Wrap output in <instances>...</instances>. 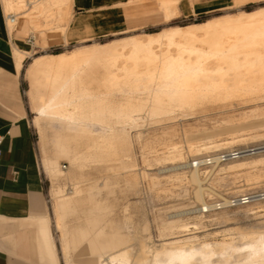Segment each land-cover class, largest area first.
Returning <instances> with one entry per match:
<instances>
[{"label":"bare ground","instance_id":"1","mask_svg":"<svg viewBox=\"0 0 264 264\" xmlns=\"http://www.w3.org/2000/svg\"><path fill=\"white\" fill-rule=\"evenodd\" d=\"M43 1L39 6L42 12L50 14L57 10L59 14L72 0ZM251 1L234 0L237 6ZM14 2L6 0L4 11L12 9ZM165 10L167 20L176 15L173 5L165 6ZM20 15L18 21L22 18ZM7 26L10 31L16 25L7 23ZM26 55L20 51L15 53L19 67ZM28 77L37 114L35 123L40 131L42 121L60 125L54 139V155L45 153L42 160L51 177H56L60 171L58 161L61 157H66L80 168L94 158L93 149L101 150L102 157L122 159L129 154H124L129 143L126 127L134 126L145 112L153 118L169 120L176 112L189 114L206 110L214 104L222 106L235 99L246 103L264 99V11L256 15L242 13L239 16L218 17L201 24L172 27L156 34L86 46L69 54L38 57L30 64ZM256 112L255 115L264 116V109ZM261 122L247 128L264 127V121ZM96 126L101 130L95 131ZM247 128L243 125L229 128L226 134L236 136L230 135L225 141L200 145L192 141L188 153L200 154L244 142V136H237V132H245ZM257 136L260 138L261 135ZM203 139L210 140L211 136H204ZM164 146L163 160L179 163L186 159L185 151L179 145L164 143ZM82 148L85 150L82 151ZM189 166L193 169L190 177L195 186L196 201L204 211L216 208L217 205L205 203V193L222 197L203 187L198 167L192 164L180 167ZM263 167L264 158L251 161L239 159L228 162L221 171L226 174L246 172L249 180H258V176L252 174ZM75 191L76 196L71 198H63L60 188L55 191L57 226L63 233L66 264L79 263L68 258L71 245H76V241L66 231L69 229L65 219L77 207L90 202L81 198L90 189L76 187ZM222 201L221 205L230 204L228 200ZM181 228L182 231L188 229L186 226ZM86 237L87 232H81L80 238L84 240ZM242 237L249 240L243 249H236L225 240L204 243L200 247L181 246L179 242L171 247L164 244L160 251L153 254L150 262L143 255L137 264H264V238ZM244 250L246 253L242 254ZM128 252L126 249L119 250L105 258L99 255L95 264H129ZM235 253L239 254L233 260Z\"/></svg>","mask_w":264,"mask_h":264},{"label":"rangeland","instance_id":"2","mask_svg":"<svg viewBox=\"0 0 264 264\" xmlns=\"http://www.w3.org/2000/svg\"><path fill=\"white\" fill-rule=\"evenodd\" d=\"M0 1L4 6L6 0ZM41 2L44 1L15 0L14 7L5 11L6 15L21 14V17L30 20L34 31L30 30L29 33L37 36L36 48L27 50L29 59L25 62V68H29L34 59L42 56L69 54L82 47L105 45L127 38L156 34L172 27H187L218 17L239 16L242 13L256 15L264 11V1L253 0L243 6H237L234 0H225L223 7L209 14L179 19L173 17L170 20L166 19L165 14L162 23L156 26L83 44L64 45L61 44L63 43L61 37L65 32L63 26L70 18V4L59 14L57 10L49 14L39 9ZM44 33L47 35L42 37ZM28 68L23 78L22 97L35 134L39 165L45 183L46 219L54 239L59 264H66V255L63 251V233L57 226L55 191L58 188L63 191L61 194L63 198L75 197L76 187L91 190L81 195V198L90 202L77 207L76 211L65 219L69 229L66 231H69L76 241V245H71L68 258L79 264H95L99 255L105 258L123 249L129 251V264H137V260L143 255L150 262L153 254L160 251L164 244L171 247L172 244L179 242L181 246L186 244L185 246L200 247L204 243L214 244L225 240L231 242L234 248L243 249L249 241L243 239V235L264 238V167L257 172L258 174H252L258 176V180H249L246 172L239 174L222 172L228 163L199 168L203 187L215 191L222 197L205 193V203L209 206L217 205L216 208L206 211L195 198L196 190L190 177L193 169L190 166L180 167L185 164L194 165L197 161L210 159L223 151L264 146V127L253 130L247 128L249 125L264 121V116L255 115L256 110L264 109V99L247 103L235 99L222 106L214 104L206 110L189 114L176 112L169 120L153 118L145 112L134 126L126 127L129 143L124 154L129 153V156L123 157L124 159L102 157L101 150L93 149L94 158L89 159L83 168L71 163L66 157H61L58 161L60 171L56 177H51L42 166V160L45 153L48 156L54 155V139L60 125L56 122L42 121L40 131L35 123L37 114L31 96ZM238 125L248 129L245 132L244 130L237 132V136H241L240 134L244 136L243 139H246L244 142L200 154L188 153L190 142L200 145L225 141L231 136H236L233 133H230L231 136L226 134V130ZM94 130L101 129L96 126ZM206 135L211 136V139H203L204 136L207 137ZM257 135H261L260 138ZM164 143L179 145L182 151H185L186 161L178 163L163 160L166 152ZM84 150L82 148V151ZM259 158H264V153L240 160L251 161ZM243 198L252 199L244 204L240 202ZM223 199L228 200L230 204L221 205ZM31 224L30 227H33ZM181 226H186L187 231H182ZM81 232H87L84 240L80 238ZM245 251L241 253L245 254ZM238 254L235 253L233 260Z\"/></svg>","mask_w":264,"mask_h":264},{"label":"crops","instance_id":"3","mask_svg":"<svg viewBox=\"0 0 264 264\" xmlns=\"http://www.w3.org/2000/svg\"><path fill=\"white\" fill-rule=\"evenodd\" d=\"M167 5L174 6L173 17L179 19L219 10L225 0H72L61 44H83L159 25ZM22 20L9 31L0 1V264H59L46 219L35 134L22 97L27 50L36 48L37 36L28 43L32 23ZM18 50L28 53L21 67L15 57Z\"/></svg>","mask_w":264,"mask_h":264},{"label":"built area","instance_id":"4","mask_svg":"<svg viewBox=\"0 0 264 264\" xmlns=\"http://www.w3.org/2000/svg\"><path fill=\"white\" fill-rule=\"evenodd\" d=\"M35 1V0H34ZM20 14H13L10 13L6 15V22L10 25H17L18 24V18ZM35 42V36L31 35L28 38V43L33 44ZM2 138L0 137V144H1ZM264 151V146L260 147H254V148H242V149H233V150H227L223 151L220 154L203 161H197L193 166L194 167H205V166H218L220 164H225L228 162L236 161L242 158L258 155L259 153ZM2 158V151L0 150V160ZM252 198H243L240 200L241 203H248L249 200Z\"/></svg>","mask_w":264,"mask_h":264}]
</instances>
